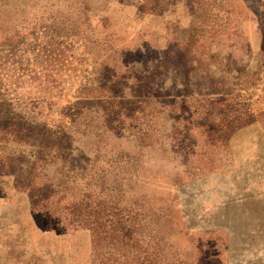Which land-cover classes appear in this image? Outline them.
<instances>
[{"label": "rangeland", "instance_id": "1", "mask_svg": "<svg viewBox=\"0 0 264 264\" xmlns=\"http://www.w3.org/2000/svg\"><path fill=\"white\" fill-rule=\"evenodd\" d=\"M0 264H264V0H0Z\"/></svg>", "mask_w": 264, "mask_h": 264}]
</instances>
